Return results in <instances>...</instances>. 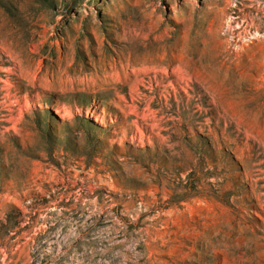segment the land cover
Returning <instances> with one entry per match:
<instances>
[{
    "label": "rangeland",
    "instance_id": "obj_1",
    "mask_svg": "<svg viewBox=\"0 0 264 264\" xmlns=\"http://www.w3.org/2000/svg\"><path fill=\"white\" fill-rule=\"evenodd\" d=\"M0 51V264H264V0H0Z\"/></svg>",
    "mask_w": 264,
    "mask_h": 264
},
{
    "label": "bare ground",
    "instance_id": "obj_2",
    "mask_svg": "<svg viewBox=\"0 0 264 264\" xmlns=\"http://www.w3.org/2000/svg\"><path fill=\"white\" fill-rule=\"evenodd\" d=\"M2 60H3V52L0 51V61H2ZM166 60H169V57H168V56H165V57H161V58H159V61H160V62H164V61H166ZM205 103H206V104H209V101L206 100ZM229 129H230L232 132H235V128H234L233 126H230Z\"/></svg>",
    "mask_w": 264,
    "mask_h": 264
}]
</instances>
